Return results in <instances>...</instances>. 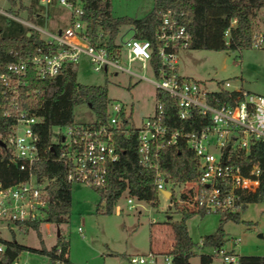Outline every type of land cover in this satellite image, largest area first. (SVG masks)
Returning <instances> with one entry per match:
<instances>
[{
	"label": "built area",
	"instance_id": "1",
	"mask_svg": "<svg viewBox=\"0 0 264 264\" xmlns=\"http://www.w3.org/2000/svg\"><path fill=\"white\" fill-rule=\"evenodd\" d=\"M76 1L54 0L56 6L67 10L68 25L63 29L57 28L56 32L28 25L45 36L43 40L48 47L32 56L7 62L0 72L1 113L4 117L15 118L9 133L1 141L10 151V160L16 163L18 170L28 173L22 181L8 185L0 183V229L20 231L27 227V223H41L49 201L45 189L48 180L37 179L30 173L33 164L43 157L45 151L41 152L34 130L40 119L20 107V86L26 84L22 77L28 66L40 79L53 77L63 65L76 64L81 55L87 58L95 71L104 72L111 68L150 82L155 88L154 110L139 126H134L130 108L118 101L107 100L104 122L74 123L62 127L64 132L55 133L60 135L56 157L68 165L66 181L87 184L94 190L104 192L107 168L118 158L114 137L119 131L126 136L128 129L133 128L137 163L143 169L153 171L157 194L165 197L166 183L164 174L159 170L158 151L181 142L192 154L196 165L195 178L183 183L188 187L186 195L191 199L192 210L216 214L237 212L241 208V194L254 192L258 186L257 167L252 166L243 175L238 160L248 154L256 141L264 142V96L241 89L229 90L227 81H218L215 89H209L206 82L177 73V53L181 49H188L189 44L181 11L166 9L159 13L152 42L133 38L131 32V36L125 40H114L116 48L108 52L99 43L100 33L91 39L86 32V24L81 19L82 8ZM38 3L48 6L52 0H38ZM224 36H227V30ZM263 41L262 34L253 33L250 47H261ZM153 56L156 60L154 66L150 63ZM122 57L126 65L121 63ZM134 61L139 62L142 68L147 66L156 80L150 81L143 75L133 73L130 64ZM157 92L171 99L178 119L189 120L194 115L198 116V128L185 131L166 125L163 122V104ZM219 92L226 93V98H219L216 95ZM232 92H235L234 96ZM23 94L27 96L26 91ZM132 199H125L127 208L132 207ZM3 248L0 243V252ZM220 253L227 264L236 263L233 255H224L223 251ZM156 255L149 251L129 256L127 261L130 264H154ZM168 257L164 256V264H170ZM15 260L13 264H22Z\"/></svg>",
	"mask_w": 264,
	"mask_h": 264
},
{
	"label": "trees",
	"instance_id": "2",
	"mask_svg": "<svg viewBox=\"0 0 264 264\" xmlns=\"http://www.w3.org/2000/svg\"><path fill=\"white\" fill-rule=\"evenodd\" d=\"M6 2L9 4L8 9L15 8L17 11L25 12L29 21L39 26L44 25L46 15H51L48 13L50 11H47L48 8L58 7L54 4V0L48 6L39 4L38 0H29L27 5L22 4L20 0H6ZM76 2L82 8L81 19L86 24V32L91 39L100 33L99 43L105 46L108 52H113L116 48L114 40L122 26L131 29L133 38L152 42L153 31L159 21V13L166 9L183 13L181 20L189 34L188 49L240 50L250 47L255 12L264 8V0H152L151 8L145 15L133 18L113 17L110 13L109 0H77ZM231 21H234L232 26ZM66 26L62 25L60 29ZM225 30H227V36H224ZM47 47L48 45L37 30L0 14V72L7 62L17 60L19 57L32 56ZM150 63L153 66L156 64L154 56ZM22 79L26 84L20 86L22 92L20 107L26 109L29 115L40 119L35 124L34 130L38 136L41 152L45 151L43 157L33 164L30 171L37 179L48 180L45 189L49 201L41 223L48 222L59 226L68 220L70 183L65 178L68 165L56 157L60 147V135H55L52 128L74 124L73 108L79 104H85L90 109L93 115L92 123L104 122L106 88L78 83L75 79V64H65L55 76L43 79L36 77L34 71L28 66ZM24 91L27 92V96L23 94ZM156 94L163 104V122L166 125L170 128H182L185 131L198 128L200 124L198 116L194 115L189 120L178 119L171 99L162 92ZM216 95L222 99L226 98L224 92ZM232 95L234 96L235 92H232ZM1 112L0 108V140L9 133L10 126L15 122L14 117H4ZM52 138H56V142ZM114 147L118 158L107 168L106 189L104 192L95 190L99 201L103 202L102 213H110L116 200L123 193L126 198L143 200L155 206L158 201L155 190L156 177L153 171L143 169L137 163L135 130L129 128L126 136L119 131L114 137ZM10 158V151L0 146V183L3 185L22 181L28 176L26 171L18 170L16 163ZM158 165L166 182L170 184H183L196 176V165L192 154L181 142L175 146L160 149ZM238 165L243 175H246L252 166L258 169L257 189L254 192L241 194L242 209L247 203L264 200V142L256 141L250 147L248 154L239 158ZM168 198H172L171 192ZM193 213L205 214L200 209L190 212L181 210L180 219L169 222L172 244L166 251V255L170 256V264H189L195 244L187 233L185 220ZM226 220L237 222L238 212L220 213L214 232L200 237L201 247H211L214 254L221 251L224 242L222 223ZM41 223L37 221L26 224L35 231L40 243L39 248H31L12 239L0 238V243L4 247L0 252V264H13L23 250L46 255L50 264H73L68 258L67 242L59 233L50 248L43 247L39 231ZM223 253L225 255V252ZM212 255L199 254V264H210ZM236 264H264V255H240L236 258Z\"/></svg>",
	"mask_w": 264,
	"mask_h": 264
},
{
	"label": "rangeland",
	"instance_id": "3",
	"mask_svg": "<svg viewBox=\"0 0 264 264\" xmlns=\"http://www.w3.org/2000/svg\"><path fill=\"white\" fill-rule=\"evenodd\" d=\"M27 5L29 0H20ZM110 13L113 17L129 16L139 18L151 8L152 0H109ZM6 0H0V14L8 19L24 18L15 8L8 9ZM59 7V6H58ZM48 8L51 15L45 16L44 27L56 32L62 25H68L69 16L61 7ZM44 13V12H42ZM46 13V12H45ZM231 26L234 24L230 22ZM253 33L264 37V8L255 12ZM41 35V34H40ZM131 36V30L122 26L115 41ZM42 38L45 36L41 35ZM121 63L126 65L124 57ZM130 70L143 75L150 81L156 78L150 69L140 67L139 62H132ZM176 71L180 76L206 82L209 89H215L216 82L227 81L229 90L241 89L252 94L264 96V41L261 47H247L234 51H211L181 49L177 53ZM75 79L80 84L97 85L106 88L107 100L123 103L131 111V121L139 126L141 121L153 114L155 88L137 76L123 71L93 70L85 56H79L75 64ZM75 123H88L93 120L90 109L85 104L73 108ZM54 134L64 132V128H52ZM54 140V138H52ZM186 184L166 182L164 189L172 193V198L158 194L155 206L143 200L132 199V207L127 208L125 194L116 200L112 211L103 214V202L91 186L78 182L70 183V208L68 220L59 226L48 222L39 225L42 245L50 248L57 230L67 242L68 258L73 264H130L129 256H138L153 251L154 244L159 245L154 264H164V256L170 248V221L180 219L181 210H192ZM184 195V197H182ZM238 221L226 220L222 223L224 242L221 250L225 255H264V200L250 202L238 209ZM220 214L193 213L185 220V226L193 243H199L200 237L214 232ZM79 229V230H78ZM0 237L14 240L31 248H39L40 243L35 231L29 227L13 232L0 229ZM151 247V248H150ZM189 264H199V254H213L210 264H227L222 254L215 253L211 247H193ZM168 257V255H167ZM169 258V257H168ZM22 264H50L46 255L30 250L21 251L16 260ZM232 264V263H231Z\"/></svg>",
	"mask_w": 264,
	"mask_h": 264
},
{
	"label": "crops",
	"instance_id": "4",
	"mask_svg": "<svg viewBox=\"0 0 264 264\" xmlns=\"http://www.w3.org/2000/svg\"><path fill=\"white\" fill-rule=\"evenodd\" d=\"M23 15H24V18H17V19H13V20H15L16 22H19V23H21L22 25H25V26H28V25H34V24H32V22L31 21H29V19L26 17V13L25 12H21ZM66 14H67V16H69V14H68V12H65ZM34 26H38V27H42V26H39V25H34ZM42 28H44V27H42ZM50 31V30H49ZM171 244H172V239H170V243H169V246H171ZM194 244H197V245H199L200 246V240H199V243H194ZM155 245V248H153L152 250L153 251H155V253H160V252H158V249H159V245L158 244H154ZM151 248V247H150ZM214 251V250H213ZM222 251V250H221ZM152 252V251H151ZM161 254V253H160ZM162 254H166V253H162ZM229 255H233V254H229ZM233 257H234V259H235V261H236V258H237V256H235V255H233ZM234 264H236L235 262H234Z\"/></svg>",
	"mask_w": 264,
	"mask_h": 264
},
{
	"label": "water",
	"instance_id": "5",
	"mask_svg": "<svg viewBox=\"0 0 264 264\" xmlns=\"http://www.w3.org/2000/svg\"><path fill=\"white\" fill-rule=\"evenodd\" d=\"M26 34H28V33H26ZM0 146H4V144H3V142L0 140ZM163 195L166 197V198H168V196H169V193L168 192H163ZM58 230H57V232H56V235H58Z\"/></svg>",
	"mask_w": 264,
	"mask_h": 264
}]
</instances>
